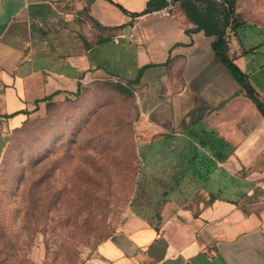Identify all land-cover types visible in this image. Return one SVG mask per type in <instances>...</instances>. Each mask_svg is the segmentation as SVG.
<instances>
[{
  "label": "crops",
  "instance_id": "crops-1",
  "mask_svg": "<svg viewBox=\"0 0 264 264\" xmlns=\"http://www.w3.org/2000/svg\"><path fill=\"white\" fill-rule=\"evenodd\" d=\"M146 2L0 0V127L91 80L120 79L169 189L153 217L132 211L86 264H264V0H235L223 30L255 99L180 2L132 14Z\"/></svg>",
  "mask_w": 264,
  "mask_h": 264
},
{
  "label": "rangeland",
  "instance_id": "rangeland-1",
  "mask_svg": "<svg viewBox=\"0 0 264 264\" xmlns=\"http://www.w3.org/2000/svg\"><path fill=\"white\" fill-rule=\"evenodd\" d=\"M117 82L91 80L21 125L0 127V264H86L128 214L158 210L169 175L158 174V143Z\"/></svg>",
  "mask_w": 264,
  "mask_h": 264
},
{
  "label": "trees",
  "instance_id": "trees-1",
  "mask_svg": "<svg viewBox=\"0 0 264 264\" xmlns=\"http://www.w3.org/2000/svg\"><path fill=\"white\" fill-rule=\"evenodd\" d=\"M176 2L181 3L188 17L196 23L194 29H203L206 33L217 36L216 49L226 60L233 75L242 82L248 96L255 99L253 92L243 81V73L226 57L223 30L228 22L235 0H147L145 8L141 12L132 14L139 15L151 12ZM114 85L121 92L132 94V90L128 85L119 82L114 83ZM258 106L264 112V105L261 102H258Z\"/></svg>",
  "mask_w": 264,
  "mask_h": 264
},
{
  "label": "built area",
  "instance_id": "built-area-1",
  "mask_svg": "<svg viewBox=\"0 0 264 264\" xmlns=\"http://www.w3.org/2000/svg\"><path fill=\"white\" fill-rule=\"evenodd\" d=\"M165 9H166V7H165ZM166 13H168V12L166 11Z\"/></svg>",
  "mask_w": 264,
  "mask_h": 264
}]
</instances>
